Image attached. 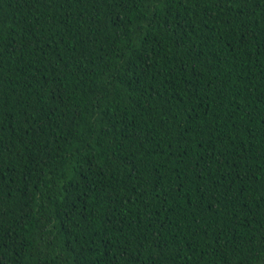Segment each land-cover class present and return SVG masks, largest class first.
Wrapping results in <instances>:
<instances>
[{
	"label": "trees",
	"instance_id": "16d2710c",
	"mask_svg": "<svg viewBox=\"0 0 264 264\" xmlns=\"http://www.w3.org/2000/svg\"><path fill=\"white\" fill-rule=\"evenodd\" d=\"M0 264H264V0H0Z\"/></svg>",
	"mask_w": 264,
	"mask_h": 264
}]
</instances>
